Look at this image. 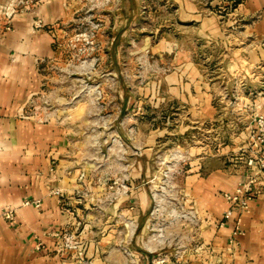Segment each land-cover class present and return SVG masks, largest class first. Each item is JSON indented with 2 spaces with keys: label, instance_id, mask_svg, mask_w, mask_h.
<instances>
[{
  "label": "rangeland",
  "instance_id": "obj_1",
  "mask_svg": "<svg viewBox=\"0 0 264 264\" xmlns=\"http://www.w3.org/2000/svg\"><path fill=\"white\" fill-rule=\"evenodd\" d=\"M38 1L14 0L12 8ZM183 1L67 0L73 16L59 24L27 114L83 120L73 127L75 145L101 185V236L73 234L64 251H73L75 264H225L206 240L189 187L199 159L252 121L246 106L264 91V61L254 59L255 38L242 41L240 29L197 40L193 23L180 20ZM194 1L231 20L225 0ZM194 45L220 109L211 121L162 94L178 67L175 53Z\"/></svg>",
  "mask_w": 264,
  "mask_h": 264
},
{
  "label": "crops",
  "instance_id": "obj_2",
  "mask_svg": "<svg viewBox=\"0 0 264 264\" xmlns=\"http://www.w3.org/2000/svg\"><path fill=\"white\" fill-rule=\"evenodd\" d=\"M13 2L0 0V264H75L73 251L61 250L63 239L51 232L79 234L88 241L91 233L101 236V185L91 182L88 154L75 145L79 141L73 127L83 120H43L27 114L31 99L41 91V65L54 54L59 24L71 19L73 8L67 0H40L29 9L16 10ZM225 3L231 20L221 21L212 10L204 13L194 0L182 2L180 20L193 23L197 40L217 39L227 32L225 27L245 31L242 41L252 35L259 53L254 59L264 61V0ZM38 20H43V27H38ZM168 46L171 54L175 48L169 42ZM192 48L183 46L175 53L178 67L167 77L162 94L188 103L190 111L201 113V122L211 121L220 109L196 57V45ZM246 107L253 115L264 113V91ZM251 122L238 134L226 136L220 151L199 159L189 187L206 225V240L225 264H264V182L258 185L251 211L240 219L242 233L233 234L234 219L219 225L229 206L223 194L251 174L242 159L253 148L248 139ZM37 200L41 207L26 204ZM7 208L15 211V224L5 219ZM39 243L44 247L38 248Z\"/></svg>",
  "mask_w": 264,
  "mask_h": 264
},
{
  "label": "built area",
  "instance_id": "obj_3",
  "mask_svg": "<svg viewBox=\"0 0 264 264\" xmlns=\"http://www.w3.org/2000/svg\"><path fill=\"white\" fill-rule=\"evenodd\" d=\"M248 139L253 143V148L251 154L247 155L244 153L242 159L245 160L251 174L247 180L241 182L235 190L223 194L229 206L219 220V225L224 227L228 221L234 219V235L242 233L240 219L243 215L251 211V205L258 192V185L264 182V113L257 112L253 115ZM56 193H59V191ZM26 204H34L37 207H41V202L39 200L33 203L27 201ZM3 214L9 223L15 224L17 222V216L13 209L7 208ZM51 235L63 239V243L60 247L61 250L71 247L73 240L72 233L63 232L61 234L60 232H51ZM43 247V243L38 244V248Z\"/></svg>",
  "mask_w": 264,
  "mask_h": 264
}]
</instances>
